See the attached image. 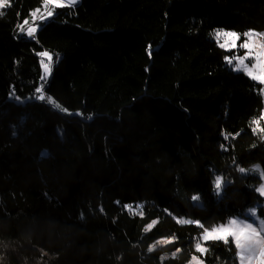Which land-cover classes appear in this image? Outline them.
Instances as JSON below:
<instances>
[{
  "label": "trees",
  "instance_id": "obj_1",
  "mask_svg": "<svg viewBox=\"0 0 264 264\" xmlns=\"http://www.w3.org/2000/svg\"><path fill=\"white\" fill-rule=\"evenodd\" d=\"M10 4L0 10V264H188L203 229L175 216L211 227L263 201L261 179L236 172L264 169L251 130L262 85L229 66L213 35L264 30V0H81L35 21L43 0ZM24 19L34 37L20 32ZM43 49L61 55L50 101L35 91ZM206 247L204 264H240L231 241Z\"/></svg>",
  "mask_w": 264,
  "mask_h": 264
},
{
  "label": "snow or ice",
  "instance_id": "obj_2",
  "mask_svg": "<svg viewBox=\"0 0 264 264\" xmlns=\"http://www.w3.org/2000/svg\"><path fill=\"white\" fill-rule=\"evenodd\" d=\"M77 0H67V4L74 6ZM45 6V14L37 16L40 9L37 8L31 13L33 21L45 20L53 16V11L48 10L47 6L52 5L56 8L65 7V0H43ZM10 0H0V10L10 7ZM5 13L0 11V16ZM25 25H28L25 29ZM18 28L21 33H25L29 37H34L37 31L36 26L29 24L28 19H24L22 23L18 24ZM217 38L224 37V43L220 44V47H228L229 49H236L237 54L231 57H225V60L229 65H233L234 70L243 71L250 79L259 82L260 85H264V31L248 30L240 34L235 31H225L223 29L215 32ZM242 50V54H240ZM41 57H47L48 61L51 62L52 57L48 52L39 53ZM235 62V63H234ZM41 64L45 68V72H49L50 69L47 64H44L43 60ZM45 77H41L44 79ZM36 96L39 100H45L46 97L43 95L42 87L36 88ZM264 92V88L261 89ZM19 99V97H16ZM50 99V98H49ZM59 107V105H57ZM66 111V110H65ZM260 119H264V112L260 114L259 119H253L251 124L255 125L252 127V133L254 135H260V139L264 140V127L260 126ZM228 137L226 136L225 139ZM240 173H246L249 171L257 172L260 175L262 183L254 190L259 193L261 197H264V169H261L259 165L253 166L251 169H245L238 167ZM226 178L216 175L213 180L214 190L217 195L223 189L226 183ZM199 196H193V201H198ZM177 223L182 224H196L203 229L200 237L194 244V251L197 253L206 254L209 249L205 245L209 241H221L228 245L231 243L235 248V256L239 260L240 264H264V218L258 215V209L256 207L248 209L247 218H229L227 222L211 227H205L199 221L190 219H178ZM152 225H148L151 228ZM176 237L172 236L169 238L158 240L156 243L160 245H168L175 242ZM203 242V243H202ZM156 245H152L149 251H153ZM180 249H177L178 253ZM176 253H173L175 255ZM191 260L195 264H204L195 254L192 255Z\"/></svg>",
  "mask_w": 264,
  "mask_h": 264
},
{
  "label": "rangeland",
  "instance_id": "obj_3",
  "mask_svg": "<svg viewBox=\"0 0 264 264\" xmlns=\"http://www.w3.org/2000/svg\"><path fill=\"white\" fill-rule=\"evenodd\" d=\"M32 26H36L37 28H38V25L37 24H32ZM27 29V28H26ZM221 29H223V30H225V31H235V32H237V33H240V34H242V33H244V32H239V31H236V30H229V29H225V28H221ZM217 30H220V29H217ZM216 30V31H217ZM249 30H255V29H249ZM215 31V32H216ZM248 31V30H247ZM255 31H264V30H255ZM215 32H214V35H213V38L218 42V44L220 45V44H222V43H224V37H219V38H217L216 36H215ZM35 35H36V33H35ZM224 50H226L227 52H228V54H227V56L226 57H231V56H233L234 54H237V50L236 49H229L228 47H224L223 48ZM240 54H242V50H241V52H240ZM235 63V62H234ZM233 70H234V68H233V65H229ZM234 71H236V70H234ZM237 72H243V71H237ZM244 73V72H243ZM257 82V81H256ZM259 83V82H258ZM262 88H264V85H262ZM262 93V96H263V99H264V92H261ZM263 112H264V110H263ZM263 120V124H264V119H262ZM255 165H259V164H255ZM260 166V165H259ZM260 168H261V166H260ZM250 169V168H249ZM262 169V168H261ZM246 173H250V174H253V175H255V176H257L258 178H260V175L257 173V172H252V171H249V172H246ZM261 179V178H260ZM262 183V181L260 182V184ZM259 184V185H260ZM225 185L226 184H224V186H223V189H222V191L220 192V194L218 195V196H221L222 194H223V191H224V187H225ZM263 198V201L262 202H258L257 204H255L254 206H252V207H250V208H253V207H256L257 209H258V215L261 217V218H264V197H262ZM197 202V201H196ZM250 208H247V209H245V210H243L241 213H239V214H236V215H234V216H232V217H230V218H241V219H245V218H247V213H248V209H250ZM175 219L176 220H178V219H190V218H188V217H178V216H175ZM190 220H192V219H190ZM195 221V220H194ZM228 221V220H227ZM227 221H225V222H227ZM225 222H222V223H225ZM221 224V223H220ZM219 225V224H218ZM203 243V242H202ZM206 246V245H205ZM196 256H198L201 260H202V258L196 253L195 254ZM188 264H195V262H193L192 260L188 263ZM253 264H255V262H253Z\"/></svg>",
  "mask_w": 264,
  "mask_h": 264
},
{
  "label": "built area",
  "instance_id": "obj_4",
  "mask_svg": "<svg viewBox=\"0 0 264 264\" xmlns=\"http://www.w3.org/2000/svg\"><path fill=\"white\" fill-rule=\"evenodd\" d=\"M34 36H35V34H34ZM41 52H48L51 55V57H52L51 62L48 61V58L47 57H41L42 60H43V62H44V64H47L48 65L50 71L46 73L45 72V68H43V75H42V77H45V78L44 79H41V81H40V83L38 85V88L42 87L43 95L46 97V99L48 101H50L51 100V97H50L49 93L47 92V88L49 86V83H50L52 74H53V72L55 70V67L59 63V61L61 60V55H60L59 52L53 51L51 49H43ZM237 169H236V172L239 173V171Z\"/></svg>",
  "mask_w": 264,
  "mask_h": 264
},
{
  "label": "water",
  "instance_id": "obj_5",
  "mask_svg": "<svg viewBox=\"0 0 264 264\" xmlns=\"http://www.w3.org/2000/svg\"><path fill=\"white\" fill-rule=\"evenodd\" d=\"M80 2H81V0H77V3H76L74 6H71V5L66 4L65 7H75V6H77ZM65 3H67V0H65Z\"/></svg>",
  "mask_w": 264,
  "mask_h": 264
},
{
  "label": "bare ground",
  "instance_id": "obj_6",
  "mask_svg": "<svg viewBox=\"0 0 264 264\" xmlns=\"http://www.w3.org/2000/svg\"><path fill=\"white\" fill-rule=\"evenodd\" d=\"M66 4H67V3H65V5H66ZM75 7H76V6H75ZM75 7H71V8H75ZM51 78H52V77H51ZM40 81H41V80H40ZM39 83H40V82H39ZM238 167H241V166H238ZM238 167H237V168H238ZM239 173H240V172H239Z\"/></svg>",
  "mask_w": 264,
  "mask_h": 264
},
{
  "label": "crops",
  "instance_id": "obj_7",
  "mask_svg": "<svg viewBox=\"0 0 264 264\" xmlns=\"http://www.w3.org/2000/svg\"><path fill=\"white\" fill-rule=\"evenodd\" d=\"M255 166V165H254Z\"/></svg>",
  "mask_w": 264,
  "mask_h": 264
}]
</instances>
